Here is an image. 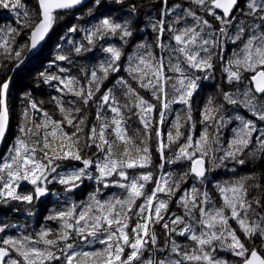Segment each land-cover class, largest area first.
I'll use <instances>...</instances> for the list:
<instances>
[{
	"label": "snow or ice",
	"instance_id": "1",
	"mask_svg": "<svg viewBox=\"0 0 264 264\" xmlns=\"http://www.w3.org/2000/svg\"><path fill=\"white\" fill-rule=\"evenodd\" d=\"M94 2L96 5H100L101 0H94ZM153 2H157V0H153ZM158 2L162 5V16L161 19L152 23L151 27L157 33L155 46L161 49L167 48L169 52L168 70L178 74L176 82L172 84L176 95L171 99L168 96L167 85L173 78L165 74L164 58L163 56L157 58L151 50L153 47L151 44H136V52L127 58L128 66L125 71L128 72L132 81L137 82L139 88L152 90V95L159 101L160 107L157 108L156 104L150 103L140 96L137 88L133 86L130 80L123 77L117 80V84L124 90V95L135 100L134 107L139 109L137 115L143 124L145 139H148L150 132L154 131L158 145L157 151L163 161L165 160V149L170 144L176 143L184 135L180 131L182 125L179 121L181 118L177 116L173 125L176 131L174 134L169 131L166 136L167 142H165L161 127L164 124L166 113L172 103H181L188 109L186 120H192V97L199 87L198 81L201 79V76L195 75L192 70L204 73V78H207L214 67L210 48L220 47L222 49L226 40H230L232 43L244 40L246 27L242 24L236 25L234 35L229 34V28L233 26L236 19L235 12L238 10L242 15L250 16L254 21L258 20L260 23L254 24L252 34L247 36L241 50L242 58L228 61L230 66L233 64L236 66V70L228 67L225 68V71L228 73L229 83L241 81V67L244 71L251 72V86L241 93L242 99H236L233 94L227 92L223 94V98L228 104L242 105L255 117V120L236 116L239 126L233 129L235 135L229 142L228 150L224 151L223 155L218 158L219 163L215 166L220 167L225 161L243 165L245 160L239 156L243 155L245 150L249 148L253 138L259 146L258 151L264 153V129L257 127V121L264 123V103L257 100V94L264 97V0H246L244 7L240 6V0H190L191 4L197 6V10H193L191 7L185 8L182 15H178L174 21L168 24L167 31L172 33V39L175 41L174 47L162 43L163 34L166 31V21L163 16L169 14L168 0H158ZM37 3L38 10L30 13L22 0H0V9L14 12L18 17L16 23L21 25V27L9 26L0 30V56L4 59L15 60L17 64L23 63L22 56L25 51L30 52L37 48L52 30L57 19V12L80 5L83 0H37ZM114 3L125 9L123 15L128 19L117 22L112 18H104L90 28L81 29L77 25H73L68 29L72 33L84 32L83 40L87 42V45L80 42L74 46L73 51L77 56L92 51V47L89 46L94 47L97 40H103L108 36H119L123 44H128L134 37V30L137 29L134 20L138 21L139 13L144 5L138 0H114ZM174 7L180 8L181 6L177 4ZM21 9L24 11L21 12ZM199 13H203V15ZM206 16L218 22V27L214 29L212 22L205 18ZM188 18L193 21L191 25H185L179 29L173 27L174 24H179ZM22 29L29 30L28 41L14 47L15 38L21 34ZM258 30L259 34H257ZM205 36H211L212 39L205 38ZM102 51L109 56L93 67L90 72H85V76L88 78L87 87L80 85V81L75 77L46 73H42L41 76L45 83L57 81L56 90L58 92L63 93L67 90L68 93L80 98L85 106L89 105V102L96 103L97 120L103 121L104 118L100 111L105 107L114 114L110 123L106 121L101 123L99 131L93 125L89 129L85 142V147L95 145L100 152L105 154L103 161L94 162L90 158H85L78 147L77 133L83 130L81 126L85 125L84 118H80L78 122L74 123L76 117L71 116V110L66 109L57 97H52L57 102L59 111L68 113L63 120L54 121L41 107L43 101H36L28 96L26 97L28 106L22 116L25 120L28 119L29 110L43 114L44 123L37 124L36 128L38 130L45 129L42 134V147L49 149L50 152H44V157L47 158V163H44L35 157L36 146L30 147L24 139L17 137L13 147L9 149V157L0 163V199L5 202L13 200L31 204L34 199L39 200L40 197L47 194L46 184L51 183L52 180L65 186V192H71L78 188L85 178H93L88 170L94 163L98 172V176L95 177L97 183L102 184L104 188L115 185L125 189L126 198H110L101 201L97 198L101 189L97 188L96 192L91 194L90 201L79 212H77V208L80 206L73 204L66 211H60L48 217V219H59L63 228L55 241L47 238L51 234V230H41L37 234L40 241L50 246L49 248L35 247L34 245L40 241L33 240L27 235L20 238L8 237L0 241V245H2L0 246V264H45L46 261H60L61 259H63V264H185V261L203 262V264H227L226 261L214 259L211 252L215 251V247H212L211 251L206 250L205 246L213 245L214 241L221 242V247L241 258L240 264H264V254H261L254 244L246 246L249 241L253 240V237L259 238L264 244V216L255 213L253 203L257 208L264 207V204L261 203L260 199L254 201L247 199L248 190L244 182L246 178H241L230 186L217 185L223 199V206L220 208L208 209L206 207L211 203L206 191L202 194L203 199L198 200L201 194L195 186L191 188L190 192L185 190L179 202L186 209L185 214L190 220L201 226V231L197 235L193 224L189 223L180 229L178 234L188 233L190 239L199 246L198 250L194 249L191 254L182 251L180 245L173 240L171 241V253L176 254L179 259L165 258L159 261L151 257L142 259L147 246L157 244V235L154 231H150V226L163 220L164 214L168 210V201L159 199V194L163 193L170 199L177 191H180L181 183L186 182L189 176L203 182L208 171L205 158L209 151L206 147L209 137L207 130L196 141H193L192 135L185 137V143L179 147L175 159L169 160L168 163H176L183 159L190 162V167L175 181H172V173H167L166 177L161 176L160 179L154 180L151 171L130 177L127 170L150 167L152 163L151 153L147 145L142 148L136 147L135 156L129 151L127 145L131 143V138L127 136V131L122 126L123 114L121 110L127 105L120 106L113 89L108 88L98 97L96 96L97 93L101 92L103 82L108 79L109 75L120 71L119 62L124 55L122 47L115 45L104 46ZM201 52L207 55L201 56ZM234 55L237 54L234 53ZM173 57L175 63H172ZM221 59H223L222 55ZM56 60L71 62L70 54H58ZM182 64L186 67H182ZM66 71L68 70L65 68H59L60 73ZM9 85V78L0 80V142L4 140L9 127V109L7 106ZM211 104L210 99L208 106L203 110L202 122L215 119L214 113L219 109L212 108ZM81 111L80 108H75L76 113ZM157 112L158 119H155L154 114ZM223 122L224 117L221 116L217 123L222 125ZM64 123L75 127L76 132L71 135L63 132L62 125ZM49 125L52 126L51 131H47ZM113 126L116 139L125 145L123 159L113 157L112 143L108 141L105 135L106 130ZM217 131H219V127ZM20 132L23 135H28L32 130L22 124ZM33 134L41 135L39 131ZM58 136L59 143L53 148V142ZM73 137H77V139H73ZM255 155V151L249 153L250 157H255ZM57 159L80 161L83 167L69 170L63 174L57 173L50 180L49 176L56 173V168L59 167V165L53 166V161ZM159 167L162 169L164 164L161 163ZM114 176H118L120 179L110 181L109 178ZM23 181L30 183L34 191L18 192L17 189ZM148 183L155 185L150 192L145 191ZM142 197L144 202L137 205L136 201ZM134 207L138 209L135 213L133 212ZM196 208L200 214L198 219L193 215V209ZM250 212L254 213L257 219L250 220ZM130 214L138 215L140 222L129 230ZM230 219L237 222L238 230L243 233L246 240L242 241L237 235V229L232 228L229 224ZM171 223L173 225L182 224L184 220L182 217L176 216L175 219L171 220ZM163 227L167 230V234L178 231L175 227L169 228L168 223H164ZM4 231L5 227L0 226V233ZM73 231L85 240L88 237L97 238L105 247L99 251H77L75 245L66 243L65 247L60 249L62 256L56 255L51 247L55 246L57 241H68ZM101 235L104 238H100ZM125 248L130 249L127 254H125ZM10 250H14L22 259H6L10 257Z\"/></svg>",
	"mask_w": 264,
	"mask_h": 264
},
{
	"label": "trees",
	"instance_id": "2",
	"mask_svg": "<svg viewBox=\"0 0 264 264\" xmlns=\"http://www.w3.org/2000/svg\"><path fill=\"white\" fill-rule=\"evenodd\" d=\"M25 4L26 9L31 13L38 10L37 0H22ZM139 3L144 5L139 13V19L134 20V24L137 25V29L134 30V37L129 41L128 44H123L120 41L119 36H108L103 40H97L95 46L92 47V51L83 53L80 56H77L73 48L75 45L80 42H87L83 40L84 32L77 31L75 33L69 32L68 29L73 25H77L81 29L90 28L94 24L98 23L104 18H112L117 22H122L128 17L124 16L123 13L125 9L121 5L115 4L114 0H101L100 5H96L94 0L90 1L85 6L80 9L73 11H66L58 13L56 22L53 25L52 30L49 32L48 38L40 51L27 62L26 66L12 74V68L14 64L17 63L15 60H7L0 56V80L5 78L13 77V82L11 85V90L8 97V109L11 121V129L14 134L9 138L6 147L0 158V163H3L4 160L9 157V149L13 147L17 137L24 139L28 145L36 146L35 157L36 159L47 163V158L44 157V152L49 151V149H43V140L42 134L45 131L44 128L37 129V124H43L45 117L42 113L32 112L29 110V118L24 119L22 113L25 111L28 106V99L26 97L30 96L36 101H43L41 107L44 111L49 114V117L54 121H61L64 119V116L68 113H61L57 106V102L52 99V97H57L63 104L66 109L71 110V116L76 117L75 122H78L80 118H84L85 125H82V131L77 133L79 139V149L82 155L85 158H90L94 162H102L104 158V153L100 152L95 145L91 147H85V142L89 133V129L94 125L99 131L100 125L102 122L110 123L113 119L114 114L111 113L106 107L101 109L100 114L104 118L102 120L96 119L97 113V104L94 102H89V105L85 106L80 101V98L75 97L71 93H68L65 90L63 93L56 90L57 81H52L51 83H45L42 79L41 74H58L66 77H75L80 81V85L87 87L88 78L85 76V72H90L91 69L97 66L100 62L107 59L109 54L102 51V47L108 45H115L116 47H122L124 55L121 57L119 64L121 69L117 73H111L107 80L103 82L101 87V92L97 93L98 97L101 93L106 91L108 88L113 89V93L119 101L120 106L127 105V107H122L123 114V127L127 131V136L131 138V143L127 145L129 151L132 155L135 156L136 147H144L147 145L149 147L152 163L148 168H137L127 170L129 176H138L142 172L151 171L153 173V179L158 180L161 176H165L167 173H172V181H175L180 175L188 171L190 167V162L187 160H180L176 163H168L169 160H174L175 156L179 151V147L185 143V137L192 135L193 141L199 140L202 133L207 130L209 141L208 147V156L205 158L206 172L203 182L199 179H193L190 176L186 182L181 183L180 191H177L175 195L171 196L169 199L168 196L163 193L159 194V199L168 201V210L164 214V219L159 223L150 226V231H154L157 235V244L152 246L149 244L147 250L144 252L142 259H148L149 257L153 258L156 261L165 258L179 259L176 254L171 253V241L180 245L182 251H187L190 254L194 249L199 248V246L190 239L188 233L184 235H179L178 232L180 229L186 227L189 223L193 224V228L197 235L200 234L201 226L196 224L195 221H191L190 218L185 214L186 209L179 202L180 197L183 195L185 190L190 192L191 188L195 186L199 192L200 196L198 200L203 199V192H207L211 203L206 205L208 209L213 207L220 208L223 206L222 195L219 192L217 185L220 186H230L236 181L245 179V187L248 190L247 199L249 201H254L260 199L261 203L264 204V153L258 151V145L253 138L252 144L249 148L245 150L243 155H240L239 158L244 159L245 163L243 165L225 161L220 167L215 165L219 163V157L223 155L224 151L228 150L229 142L233 139L235 133L233 129L239 126V122L236 120V116H243L247 119H254L251 113L244 108L242 105L234 106L228 104L224 100L223 94L225 92L233 94L234 98L242 99L241 93L247 88L250 87V77L251 72L244 71L243 68H240L242 79L239 82L233 81L232 83L228 82V73L225 71V68L231 67L232 70H236V66L229 65V60H235L237 58H242V48L243 44L247 39L248 35L252 34L254 24H259L258 20L254 21L252 17L242 15L240 11L235 12L236 19L233 22V26L229 28V34L234 35L236 31V25L242 24L246 27V36L244 40L237 41L232 43L230 40H226L223 44L222 49L220 47L210 48L212 52V63L214 65L213 69L207 75V78H204L205 74L200 72H195L192 70L195 75L201 76V79L198 81L199 87L196 89L192 97V107H191V116L192 120L187 121L186 115L188 109L185 105L181 103H172L169 110L166 113L164 124L161 127L162 132L165 136V142L167 133L171 131L173 134L176 129L173 127L176 122L177 116H179L180 124L182 127L180 131L184 134L176 143L170 144L169 147L165 149V160L160 159V153L157 151V139L155 137L154 131L150 132L149 138L145 139V130L143 124L141 123L137 113L139 109L134 107L135 100L124 95V90L120 85L117 84V80L120 77L130 80L134 87L137 88L140 96L149 101L150 103L156 104L157 108L160 107L159 101H157L153 95L151 89L139 88L136 81H132L129 77L125 68L128 66L127 58L130 55H133L136 52V44L138 43H147L153 45L152 51L157 56V58L163 56L165 63V74L171 76L172 81L168 82L167 92L168 96L171 99L176 95L172 88V84L176 82L178 74L168 70L169 63V52L167 48L161 49L155 46V38L157 33L153 31L151 25L155 23L162 16V5L158 2H153V0H138ZM246 0H240V6H245ZM179 4L180 8H175L174 6ZM168 10L169 14L163 16V19L166 21L165 29L166 31L163 34L162 43L169 47L175 46V41L172 39V33L167 31L168 24L175 20L178 15H182L183 9L191 7L193 10H197V6L190 3V0H168ZM91 10V11H90ZM21 12L24 9L20 10ZM150 13V15H149ZM203 15V13H199ZM209 19L213 28L218 27V22L212 20L211 17H205ZM18 17L14 12H11L7 9H0V30L6 29L9 26L12 27H21L16 23ZM193 21L191 18L187 20H182L179 24H174L173 27L179 29L185 25H191ZM28 29H22L21 34L15 38V45L19 46L20 44L26 43L28 41ZM259 34V30L257 31ZM217 35H219L217 33ZM205 38L212 39L211 36H205ZM26 52V51H25ZM236 53L237 55H234ZM25 54V53H24ZM23 54V55H24ZM58 54H70V61H58L56 56ZM207 55L206 53L201 52V56ZM221 55L223 59H221ZM23 57V56H22ZM183 60V57H181ZM175 58H172V63H175ZM182 67H186L184 64ZM59 68H65L68 71L64 73L59 72ZM62 87V86H61ZM211 99V107L214 109H219L214 113L215 119L207 122L203 121V110L208 106V101ZM257 100L260 103H264V97L257 95ZM75 108H80L82 111L80 113L75 112ZM224 117V122L222 125H218L220 117ZM155 119H158V112L154 114ZM155 122V121H154ZM24 125L26 128L31 129L32 132L28 135H23L20 132L21 125ZM193 125L195 126L193 128ZM219 127V131L217 128ZM257 127L264 129V123L257 121ZM52 126L47 127V131H51ZM39 131L41 135H34ZM62 131L71 135L76 132V128L73 126L64 123L62 125ZM106 138L110 143H112L113 157L117 159L124 158V149L125 145L116 139L114 126L110 127L105 132ZM73 137V139H77ZM52 140L51 137H49ZM143 141V143H141ZM218 141V142H217ZM59 143V136L53 142V148L56 147V144ZM97 143L99 141L97 140ZM9 144V145H8ZM256 152L255 157H250V152ZM51 154V153H50ZM57 155L59 153L57 152ZM199 155V153H197ZM1 156V155H0ZM163 163L164 167L161 169L159 165ZM59 165L56 168V173H52L49 176L51 180L52 176H55L57 173H66L72 169H79L83 167V164L80 161L73 160H54L53 166ZM92 174V179L85 178L82 183L80 190L74 193H67L64 190L63 185L59 184L57 181L52 180L51 183H47L46 187L48 189L47 197L41 201L37 202L36 199L33 200L31 204L27 202L13 201L8 200L5 202L3 199H0V226L5 227V231L0 233V241L5 238L13 237L20 238L24 235L32 237L33 240L40 241V237L37 235L41 230H51V234L48 239L57 240L58 235L62 232V222L59 219H48L49 216L54 215L60 211H66L71 205L76 204L80 207L77 208V212L90 201V196L92 193L96 192L97 188H100L101 191L97 194V198L101 201L108 200L110 198H126V191L123 188L112 185L107 188H104L102 184L97 183L95 177L98 176V172L95 167V163L88 170ZM119 180L118 176L109 178V180ZM24 184H21L17 189L20 193H27L33 191V188H30L27 181H24ZM171 183V181H170ZM155 187L154 183H148L146 185L145 191L150 192ZM144 202L143 197L136 201V204H142ZM203 206V205H201ZM253 208L255 213H259L264 216V207L257 208L253 203ZM138 209L134 207L133 212H137ZM227 211V210H226ZM131 219L128 220L129 230L132 227H135L138 222H140L139 216L135 214H130ZM193 215L198 219L199 210L198 208L193 209ZM176 216L183 218L184 223L173 225L171 220L175 219ZM250 220L257 219V216L254 213H249ZM164 223L169 224V228H177V233L167 234V230L163 227ZM229 224L232 228L237 229V235L240 236L241 240H246V237L240 232L239 226L235 220H229ZM115 227V226H114ZM100 238H104L101 235ZM66 243H71L75 245V250L80 251H99L102 250L105 245L99 242V239L88 237L85 240L83 237L78 236L74 231L71 233V238L68 241H57L55 246L51 247V250L56 253V255L62 256L60 249L65 247ZM227 243V241H225ZM254 244L257 247V250L264 254V244L257 237H253L252 241H249L246 246H251ZM2 246V245H0ZM40 249H47L50 246L45 245L42 241L34 245ZM212 247H215V251L211 252L214 259L217 260H226L230 258V264H240L239 257L233 255V253L226 248L221 247V242L214 241L213 245L205 246L206 250L211 251ZM163 249V251H160ZM130 249L125 248V254H127ZM197 254L198 251H197ZM7 259H22L14 250H10V257ZM45 264H63V259L60 261H46ZM185 264H203V262L195 261H185Z\"/></svg>",
	"mask_w": 264,
	"mask_h": 264
},
{
	"label": "water",
	"instance_id": "3",
	"mask_svg": "<svg viewBox=\"0 0 264 264\" xmlns=\"http://www.w3.org/2000/svg\"><path fill=\"white\" fill-rule=\"evenodd\" d=\"M90 1L92 0H83V3L80 4V5H77L71 9H67V10H60L57 12L58 13H62V12H66V11H73V10H77V9H80L81 7L85 6L86 4H88ZM38 5V3H37ZM219 11V10H217ZM49 35V33H48ZM48 35L45 37V39L37 46V48L33 49L32 51H26L25 54L23 55L22 59H23V63H19V64H14L13 68H12V74H14L15 72H18L20 70H22L27 62L29 60H31L39 51L40 49L42 48V46L44 45V43L46 42L47 38H48ZM10 79V85H9V89H8V93H7V106H8V97H9V93H10V90H11V85H12V82H13V77L10 76L9 77ZM258 95V94H257ZM259 96V95H258ZM10 129H11V121H10V115H9V127H8V130L6 132V135H5V138L2 142H0V154L3 153L4 151V148L6 147L7 143H8V139H9V135H10ZM82 187V184H80V186L76 189H74L73 191L71 192H67V193H74V192H77L78 190H80ZM47 197V194L40 197L39 200H36L37 202H41L43 201L45 198ZM7 259V258H6Z\"/></svg>",
	"mask_w": 264,
	"mask_h": 264
},
{
	"label": "rangeland",
	"instance_id": "4",
	"mask_svg": "<svg viewBox=\"0 0 264 264\" xmlns=\"http://www.w3.org/2000/svg\"><path fill=\"white\" fill-rule=\"evenodd\" d=\"M14 134V132L13 131H10V135H9V138L11 137V135H13ZM10 139H8V141H9ZM9 145V144H8ZM1 156H0V158L2 157V154H0ZM25 182L23 181V182H21V184H24ZM20 184V185H21ZM29 184V186H30V188H33V186L30 184V183H28ZM33 191H34V188L32 189ZM263 200H264V197H263ZM230 258L231 257H229L228 259H226V260H224V261H226L227 262V264H230Z\"/></svg>",
	"mask_w": 264,
	"mask_h": 264
},
{
	"label": "flooded vegetation",
	"instance_id": "5",
	"mask_svg": "<svg viewBox=\"0 0 264 264\" xmlns=\"http://www.w3.org/2000/svg\"><path fill=\"white\" fill-rule=\"evenodd\" d=\"M191 177V176H190ZM191 178H193V177H191ZM193 179H195V178H193Z\"/></svg>",
	"mask_w": 264,
	"mask_h": 264
}]
</instances>
